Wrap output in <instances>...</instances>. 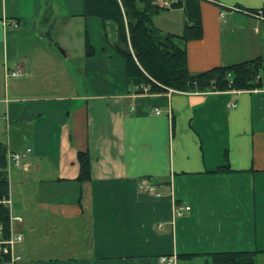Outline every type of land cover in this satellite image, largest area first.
Returning a JSON list of instances; mask_svg holds the SVG:
<instances>
[{
  "label": "crops",
  "instance_id": "1",
  "mask_svg": "<svg viewBox=\"0 0 264 264\" xmlns=\"http://www.w3.org/2000/svg\"><path fill=\"white\" fill-rule=\"evenodd\" d=\"M200 5L190 72L264 57V22L246 13L264 0ZM83 14L84 0H0V131L8 151L32 150L27 169L9 173L19 264H209L210 254L243 251L264 264V89L138 94L110 46L114 25ZM154 26L181 35L183 8ZM97 29L113 35L87 57ZM79 153L91 163L82 183ZM173 201L190 211L174 219ZM178 235L196 252L179 253Z\"/></svg>",
  "mask_w": 264,
  "mask_h": 264
},
{
  "label": "trees",
  "instance_id": "2",
  "mask_svg": "<svg viewBox=\"0 0 264 264\" xmlns=\"http://www.w3.org/2000/svg\"><path fill=\"white\" fill-rule=\"evenodd\" d=\"M172 8H183L185 28L181 35L164 33L154 26V18L166 11L156 0H84V16L98 18L106 28L112 23L116 40L110 44L113 51L125 61L126 77L135 92L141 94L149 86V94L166 93H220L228 91H254L264 89V57L242 63L220 66L194 74L188 67L186 46L202 38L201 0H171ZM246 13L264 22V7ZM87 57L94 55V48L86 42ZM7 146L0 143V198L10 191ZM79 182L91 179L90 156L79 153ZM220 167L217 172H229ZM10 211L0 205V228L7 234ZM261 252L213 253L211 264H256ZM193 259L198 254L180 255ZM0 264H9V257L0 253Z\"/></svg>",
  "mask_w": 264,
  "mask_h": 264
},
{
  "label": "built area",
  "instance_id": "3",
  "mask_svg": "<svg viewBox=\"0 0 264 264\" xmlns=\"http://www.w3.org/2000/svg\"><path fill=\"white\" fill-rule=\"evenodd\" d=\"M156 3L159 7L165 9H172L173 2L170 0H156ZM13 27H18L17 22H13L11 24ZM6 75L8 77H20L21 73L18 71L6 70ZM160 114V111L157 110V115ZM8 158V176L10 175V168L16 167L18 169L26 170V166L24 165V160L32 153V150L27 149L25 152L21 153H13L11 151H7ZM0 205L5 206L10 211V227L9 232L6 234L2 228H0V253L3 256L9 257V264H19L22 261V257L17 252V246L22 243L23 235L17 233L14 222H22L21 218H14L12 216V200L10 193L7 197L0 198ZM190 207L182 206L173 201L172 215L173 218L181 217L184 213L189 212ZM162 264H175L176 258L175 256H163L160 258Z\"/></svg>",
  "mask_w": 264,
  "mask_h": 264
},
{
  "label": "rangeland",
  "instance_id": "4",
  "mask_svg": "<svg viewBox=\"0 0 264 264\" xmlns=\"http://www.w3.org/2000/svg\"><path fill=\"white\" fill-rule=\"evenodd\" d=\"M171 1V0H170ZM115 27V26H114ZM83 31V36L84 37H87V34L84 33V28L81 29V32ZM82 34V33H81ZM113 35L111 32H109V36H108V39H107V36H106V32L104 30H102V32H100L98 29L93 32V43L91 44L92 47H97L98 45L100 46L101 45V42L103 44L107 43L109 40H110V36ZM50 43L47 42V45H49ZM74 56L78 57L79 55L76 53L74 54ZM0 143H3L5 145L8 144V131H5V130H2L0 131ZM8 168V167H7ZM9 184L11 186L12 184V181L9 179ZM184 206V205H183ZM16 229V228H15ZM17 233L23 235L22 233H20L17 229H16ZM179 233H180V228H179ZM169 241L171 243V245H174L173 244V238H172V235L170 234V238H169ZM189 242V238L188 237H179V235L177 236V245H178V248H179V253H183L182 251L184 252H188V253H193V252H196L194 249H198V247L196 246H191V244L188 243ZM186 244H189V246H186ZM183 248H185L183 250ZM182 264H207V258H201V259H196L194 261H190V262H187V261H181ZM209 264H211V260H209Z\"/></svg>",
  "mask_w": 264,
  "mask_h": 264
}]
</instances>
